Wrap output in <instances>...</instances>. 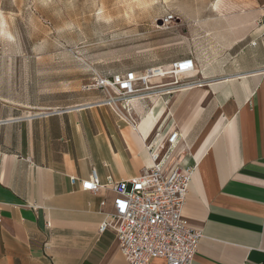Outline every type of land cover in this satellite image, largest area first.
I'll return each mask as SVG.
<instances>
[{"label":"crops","instance_id":"0c3cea01","mask_svg":"<svg viewBox=\"0 0 264 264\" xmlns=\"http://www.w3.org/2000/svg\"><path fill=\"white\" fill-rule=\"evenodd\" d=\"M253 4L248 17L260 20L264 0ZM235 21L206 35L217 49L202 43L205 54L160 65L193 59L192 85L135 101L124 116L100 90L64 107L0 90V264H128L115 234L99 232L113 210L109 184L142 175L157 130L171 124L182 134L173 160L197 165L183 210L203 234L193 264H264V26L241 37ZM93 168L97 193L81 186Z\"/></svg>","mask_w":264,"mask_h":264},{"label":"rangeland","instance_id":"374dc122","mask_svg":"<svg viewBox=\"0 0 264 264\" xmlns=\"http://www.w3.org/2000/svg\"><path fill=\"white\" fill-rule=\"evenodd\" d=\"M255 7L253 0H0V90L35 107L75 105L98 94L86 89L98 74L203 55L202 43L217 49L206 35L229 33L231 19L239 36L255 33L259 20L248 17Z\"/></svg>","mask_w":264,"mask_h":264},{"label":"built area","instance_id":"2783aa9c","mask_svg":"<svg viewBox=\"0 0 264 264\" xmlns=\"http://www.w3.org/2000/svg\"><path fill=\"white\" fill-rule=\"evenodd\" d=\"M260 9L259 24L264 26V4ZM172 20L173 16L165 22ZM195 70V61L184 59L168 67L98 74L86 89L102 91L106 96L104 103L119 113L117 107L127 111L132 97L190 84L181 82L182 78L189 80ZM155 78L172 80L153 85ZM181 140L182 134L173 124L160 128L154 144L148 148L151 159L148 169L140 176L109 184L115 193L113 210L106 214L99 232L115 234L128 264H152L157 259L166 264H193L203 234L189 223L183 210L197 165L173 160ZM70 179L73 184L79 180L74 176ZM81 184L83 190L92 193L105 187L95 168Z\"/></svg>","mask_w":264,"mask_h":264},{"label":"bare ground","instance_id":"6f19581e","mask_svg":"<svg viewBox=\"0 0 264 264\" xmlns=\"http://www.w3.org/2000/svg\"><path fill=\"white\" fill-rule=\"evenodd\" d=\"M260 11H261V9H260ZM197 73V70L195 71V73L194 74H196ZM156 79V78H155ZM155 79H153L152 80V84H155ZM190 85H192L191 83L190 84H186V85H184V86H182L181 88H185V87H187V86H190ZM152 89V88H151ZM170 89L171 88H169V89H163V90H159V91H166V93H169L170 92ZM158 91V92H159ZM158 92H153L152 94H147L146 96H144V97H132V98H130V103H129V106L131 107L132 106V103L133 102H135V101H138V100H141V99H144V98H150V97H153L155 94H157ZM117 111L122 115V116H124V111L122 110V109H118V107H117Z\"/></svg>","mask_w":264,"mask_h":264}]
</instances>
